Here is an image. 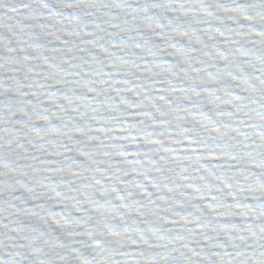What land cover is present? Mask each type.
I'll list each match as a JSON object with an SVG mask.
<instances>
[{
	"label": "water",
	"instance_id": "95a60500",
	"mask_svg": "<svg viewBox=\"0 0 264 264\" xmlns=\"http://www.w3.org/2000/svg\"><path fill=\"white\" fill-rule=\"evenodd\" d=\"M0 264H264V0H0Z\"/></svg>",
	"mask_w": 264,
	"mask_h": 264
}]
</instances>
